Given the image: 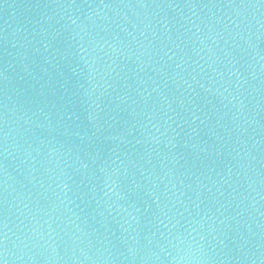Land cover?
<instances>
[{
  "label": "water",
  "instance_id": "obj_1",
  "mask_svg": "<svg viewBox=\"0 0 264 264\" xmlns=\"http://www.w3.org/2000/svg\"><path fill=\"white\" fill-rule=\"evenodd\" d=\"M0 264H264V0H0Z\"/></svg>",
  "mask_w": 264,
  "mask_h": 264
},
{
  "label": "clouds",
  "instance_id": "obj_2",
  "mask_svg": "<svg viewBox=\"0 0 264 264\" xmlns=\"http://www.w3.org/2000/svg\"><path fill=\"white\" fill-rule=\"evenodd\" d=\"M182 259H183V257H182Z\"/></svg>",
  "mask_w": 264,
  "mask_h": 264
}]
</instances>
